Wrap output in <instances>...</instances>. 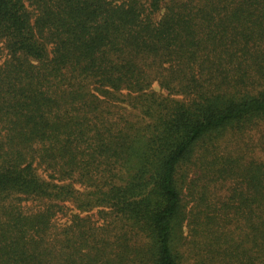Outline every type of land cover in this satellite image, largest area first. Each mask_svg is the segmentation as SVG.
<instances>
[{"label":"trees","instance_id":"obj_1","mask_svg":"<svg viewBox=\"0 0 264 264\" xmlns=\"http://www.w3.org/2000/svg\"><path fill=\"white\" fill-rule=\"evenodd\" d=\"M263 126L264 0H0V264H264Z\"/></svg>","mask_w":264,"mask_h":264},{"label":"rangeland","instance_id":"obj_2","mask_svg":"<svg viewBox=\"0 0 264 264\" xmlns=\"http://www.w3.org/2000/svg\"><path fill=\"white\" fill-rule=\"evenodd\" d=\"M261 129L263 130L264 129V126L261 127ZM251 133H252V135H254V138L255 139L258 140L260 138V136H259L258 133L254 134L255 133L254 131H252ZM262 135H263V141L261 140V147L258 148V149H256V150H253L252 152H249L248 151V153H251V155H253V156H255L257 154L258 157H264V130H263V134ZM262 135H261V137H262ZM247 139H248V135L244 134V140L246 142H247ZM222 145H223V143H222ZM224 145H226L228 148L231 147L228 143H224Z\"/></svg>","mask_w":264,"mask_h":264}]
</instances>
